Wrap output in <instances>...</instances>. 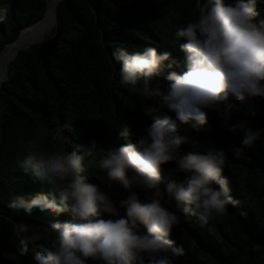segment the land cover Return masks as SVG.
<instances>
[{
  "label": "trees",
  "instance_id": "1",
  "mask_svg": "<svg viewBox=\"0 0 264 264\" xmlns=\"http://www.w3.org/2000/svg\"><path fill=\"white\" fill-rule=\"evenodd\" d=\"M5 7L8 14L0 23V56L23 30L44 18L47 1L0 0V8ZM256 10L258 23L264 19V0H257ZM56 15L55 37L45 45L21 50L11 61L8 80L0 89V264H37L34 257L42 249L28 244L25 250L14 232L15 224L49 227L54 221L76 222L70 212L54 215L39 208L27 212L8 207L15 196L29 199L49 191L46 183L18 166V157L30 150L55 152L63 148L71 152L74 145L88 146L93 140L104 148L119 146L127 143L119 138L125 125L130 126L131 142L136 143L146 134V125L165 117L187 138L182 154L205 153L209 148L225 151L224 175L231 195L240 202L235 207L229 205L224 216L202 222L198 215L182 213L174 200L162 201L180 215L170 237L185 250L177 264H264V137L236 158L232 149L243 147L244 132L229 131L237 121L264 130V97L245 95L239 100L230 96L235 107L227 122L217 111L204 109L205 124L195 120L184 123L175 113L160 108L157 100L122 86L121 65L112 57L117 47L131 54L152 46L171 53L179 62L173 70H184L185 54L179 45L185 41L175 40L174 33L197 19L195 0H62ZM167 74L166 69L157 77L162 85L168 83ZM61 123L71 125V130L64 132L72 142L69 145L51 139L54 127ZM175 167V163L165 165L164 173ZM243 171L247 172L244 182L239 180ZM87 174L90 183H101L97 177L104 175L95 168ZM172 178L186 182L187 174L174 173ZM100 186L117 205L134 193L142 203L150 195L137 188L115 194L105 184ZM120 211L123 214L125 210ZM141 231L146 233L144 228ZM38 243L47 246L45 241ZM86 264L103 262L87 260Z\"/></svg>",
  "mask_w": 264,
  "mask_h": 264
},
{
  "label": "clouds",
  "instance_id": "2",
  "mask_svg": "<svg viewBox=\"0 0 264 264\" xmlns=\"http://www.w3.org/2000/svg\"><path fill=\"white\" fill-rule=\"evenodd\" d=\"M256 4L257 0H195L197 19L174 33L175 40L185 41L179 45L185 54L181 72L173 70L179 62L169 52L146 46L130 54L124 47L115 48L112 57L121 65V85L131 93L157 100L160 108L175 113L184 123L195 120L205 124L204 109L217 111L227 122L235 107L230 96L239 100L245 95L264 97V19L256 22ZM7 14L6 7L0 8V23ZM166 69L168 83L162 85L157 77ZM66 129L71 130L69 123L56 125L51 139L71 144ZM238 129L243 130L244 138L243 147L232 149L236 158L264 137V130L241 121L229 126V131ZM144 131L136 143L131 142L130 126L125 125L119 138L127 143L119 146L104 148L93 140L88 146L74 145L71 152L63 148L55 152L30 150L18 157V166L46 183L49 191L29 199L15 196L8 207L27 212L39 208L54 215L70 212L76 221H54L49 227L14 225L25 250L28 244L42 249L34 257L37 264H86L87 260L177 264L185 250L170 237L180 220L162 201L174 200L182 213L198 215L202 222L224 216L229 205H239L224 175V150L182 154L187 138L167 117L154 120ZM32 147L29 142L28 148ZM171 163L175 169L165 174L164 166ZM94 168L103 172L97 178L109 189L120 184L125 189L149 191L147 202L142 203L134 193L117 205L101 183L89 182L87 173ZM174 173L187 174L186 182L172 178ZM239 180H247L246 171L240 173ZM120 209L125 210L123 214Z\"/></svg>",
  "mask_w": 264,
  "mask_h": 264
},
{
  "label": "bare ground",
  "instance_id": "3",
  "mask_svg": "<svg viewBox=\"0 0 264 264\" xmlns=\"http://www.w3.org/2000/svg\"><path fill=\"white\" fill-rule=\"evenodd\" d=\"M49 10L45 19L34 27L27 29L21 37L12 45H9L2 54V69L0 72V84L8 74L9 64L16 56V53L24 46L34 43H44L55 36L57 26L55 23V12L60 0H48ZM39 30V33L37 34Z\"/></svg>",
  "mask_w": 264,
  "mask_h": 264
},
{
  "label": "water",
  "instance_id": "4",
  "mask_svg": "<svg viewBox=\"0 0 264 264\" xmlns=\"http://www.w3.org/2000/svg\"><path fill=\"white\" fill-rule=\"evenodd\" d=\"M46 1H47V9H46V13H45L44 18H43L40 22H42V21L45 19V17L47 16V14H48V10H49V1H48V0H46ZM60 1H62V0H60ZM54 18H55V23H56V26H57V15H56V12H55ZM40 22H38L37 24H39ZM37 24H35L34 26H36ZM34 26H31V27H34ZM31 27H28L27 29H29V28H31ZM27 29H25V30H23V31L21 32L19 38L21 37V35H22ZM55 35H56V33H55ZM54 37H55V36H54ZM54 37H53V38H54ZM13 43H14V42H13ZM13 43H11V44H13ZM47 43H48V42H47ZM47 43H37V45H45V44H47ZM11 44H10V45H11ZM8 46H9V45L5 46V48L3 49L2 53H1V56H0V72H1V69H2V61H1L2 54H3V52L5 51V49H6ZM23 49H28V47H26V48H22L21 50H23ZM21 50H19V51L16 53L15 58L17 57L18 53H19ZM15 58H14V59H15ZM14 59H13V60H14ZM13 60H12V61H13ZM7 80H8V74H7L6 78L2 81V83L0 84V89H1V87H2V84H3L5 81H7Z\"/></svg>",
  "mask_w": 264,
  "mask_h": 264
},
{
  "label": "rangeland",
  "instance_id": "5",
  "mask_svg": "<svg viewBox=\"0 0 264 264\" xmlns=\"http://www.w3.org/2000/svg\"><path fill=\"white\" fill-rule=\"evenodd\" d=\"M39 33V30H38V32H37V34ZM44 43H46V42H44ZM37 45V43H34V44H30V45H26V46H24V47H28V48H31V47H33V46H36ZM14 59V58H13ZM12 59V60H13ZM11 63V62H10ZM10 65V64H9ZM163 77V76H162ZM114 192H115V194H118V193H120V192H122V190L123 189H125L122 185H120V184H115L112 188H111ZM141 190V189H140ZM143 191H147V190H143ZM169 210H171V211H173V212H175L176 214H177V216L180 218V215H179V213H178V211L176 210V209H170L169 208Z\"/></svg>",
  "mask_w": 264,
  "mask_h": 264
}]
</instances>
